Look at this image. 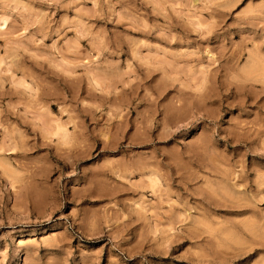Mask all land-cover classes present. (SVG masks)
<instances>
[{
	"label": "rangeland",
	"instance_id": "1",
	"mask_svg": "<svg viewBox=\"0 0 264 264\" xmlns=\"http://www.w3.org/2000/svg\"><path fill=\"white\" fill-rule=\"evenodd\" d=\"M0 264H264V0H0Z\"/></svg>",
	"mask_w": 264,
	"mask_h": 264
}]
</instances>
